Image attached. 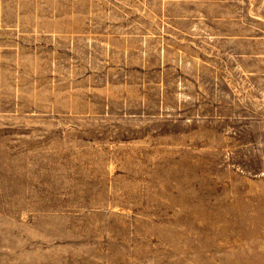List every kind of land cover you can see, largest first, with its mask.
<instances>
[{"label":"rangeland","instance_id":"obj_1","mask_svg":"<svg viewBox=\"0 0 264 264\" xmlns=\"http://www.w3.org/2000/svg\"><path fill=\"white\" fill-rule=\"evenodd\" d=\"M97 1L0 0V264H264V19L160 50Z\"/></svg>","mask_w":264,"mask_h":264},{"label":"crops","instance_id":"obj_2","mask_svg":"<svg viewBox=\"0 0 264 264\" xmlns=\"http://www.w3.org/2000/svg\"><path fill=\"white\" fill-rule=\"evenodd\" d=\"M99 2V0L97 1ZM112 27L124 33L144 35L143 42L155 41L160 50L174 40L182 44L198 41L200 35H216L211 19H223L225 26L235 21L240 29L223 34L241 37L247 34V19H264V0H111ZM99 14V11H96ZM134 28V29H133ZM98 32V31H97ZM183 48V47H181ZM185 48V47H184ZM183 48V49H184Z\"/></svg>","mask_w":264,"mask_h":264}]
</instances>
